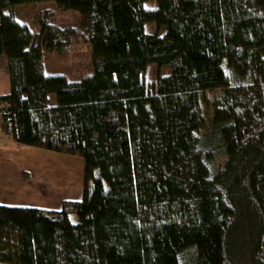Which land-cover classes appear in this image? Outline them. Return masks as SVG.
Returning a JSON list of instances; mask_svg holds the SVG:
<instances>
[{
	"label": "trees",
	"instance_id": "16d2710c",
	"mask_svg": "<svg viewBox=\"0 0 264 264\" xmlns=\"http://www.w3.org/2000/svg\"><path fill=\"white\" fill-rule=\"evenodd\" d=\"M41 1L79 13L90 74L45 73L79 33H33ZM144 1L0 0V134L83 160L79 200L0 203V264H264V0Z\"/></svg>",
	"mask_w": 264,
	"mask_h": 264
},
{
	"label": "rangeland",
	"instance_id": "374dc122",
	"mask_svg": "<svg viewBox=\"0 0 264 264\" xmlns=\"http://www.w3.org/2000/svg\"><path fill=\"white\" fill-rule=\"evenodd\" d=\"M143 6L148 9L155 8L156 1H144ZM15 12L19 20L25 21L33 33L40 31L39 20L41 19L60 27H73L78 30L79 34L69 40L70 52L68 55L60 56L56 51L44 50L43 60L48 75L60 74L69 81H75L92 72L91 47L90 43L86 41L85 35L80 31L79 13L77 11H62L54 1H41L35 4L16 5ZM144 30L147 33L157 32L159 35H163L165 27L157 29L156 25L151 22L144 25ZM5 64L4 57H1L0 84L4 87L7 86ZM168 72L169 70L165 67H158L157 64L150 63L143 74L144 82L150 87L157 75H165ZM50 101L53 104L55 103L53 94L50 95ZM20 148L21 145H15L8 137L0 134L2 178L14 182V192L25 189L28 195H31L32 200L33 196L39 195L43 206L49 209H59L63 199L79 200L81 198L83 185L82 158L36 148V151H40L39 154H34L31 158L22 161L24 156L19 153L15 155L20 151ZM32 166L34 168H31ZM29 168H31L29 171L30 176L24 173ZM40 187H45V194L40 191ZM9 202L15 201L11 199ZM38 204L40 203L33 204V206L40 207L41 205ZM71 220L75 221V217L72 216ZM235 240L234 249L243 253L240 236L236 235Z\"/></svg>",
	"mask_w": 264,
	"mask_h": 264
},
{
	"label": "crops",
	"instance_id": "0c3cea01",
	"mask_svg": "<svg viewBox=\"0 0 264 264\" xmlns=\"http://www.w3.org/2000/svg\"><path fill=\"white\" fill-rule=\"evenodd\" d=\"M5 63H6L5 67H6V73H7V79L6 78L5 79L7 81V86L4 87V85L2 86L0 84V91H2V92H0V94L6 93L9 90V77H8L6 59H5ZM43 66H44V71L47 74L45 64H43ZM38 152H40V151H36V147L21 145L20 151L17 152L15 155H17L19 153L20 155L24 156L22 159V161H23V160H27V159L31 158V156H33L34 154H36V155L39 154ZM48 152H50V151H48ZM26 156H28V157H26ZM23 168H25V167H23ZM31 168H34V167L32 166ZM31 168L26 170V173L28 176H30L29 171ZM22 170H24V169H22ZM2 175H3L2 169L0 168V197H2V198H0L1 204L11 205V206H31V205L33 206V204L40 203L38 205H41L42 207H44L39 195L33 196V200H32L31 195H28V192H26L25 189L23 191L18 190L16 192H14V190H15L14 189L15 188L14 182L10 181V180L8 181L6 178L5 179L2 178ZM16 188H17V185H16ZM40 189H41L40 191H42L45 194V191H44L45 187H40ZM11 199L15 202H9V201H11ZM10 203H14V204H10Z\"/></svg>",
	"mask_w": 264,
	"mask_h": 264
}]
</instances>
